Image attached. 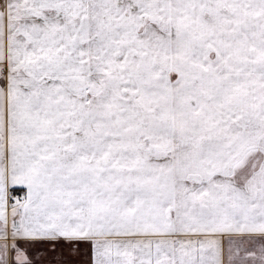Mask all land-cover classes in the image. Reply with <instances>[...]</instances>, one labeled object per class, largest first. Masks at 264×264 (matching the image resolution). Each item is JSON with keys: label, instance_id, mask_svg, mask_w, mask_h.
Returning a JSON list of instances; mask_svg holds the SVG:
<instances>
[{"label": "snow or ice", "instance_id": "6c2138e0", "mask_svg": "<svg viewBox=\"0 0 264 264\" xmlns=\"http://www.w3.org/2000/svg\"><path fill=\"white\" fill-rule=\"evenodd\" d=\"M0 264H264V0H0Z\"/></svg>", "mask_w": 264, "mask_h": 264}]
</instances>
